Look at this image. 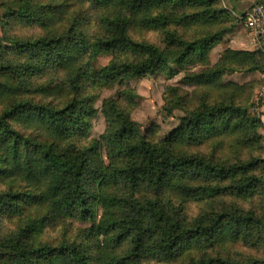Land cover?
Masks as SVG:
<instances>
[{"label":"trees","instance_id":"16d2710c","mask_svg":"<svg viewBox=\"0 0 264 264\" xmlns=\"http://www.w3.org/2000/svg\"><path fill=\"white\" fill-rule=\"evenodd\" d=\"M157 3L0 0V264H153L149 252L141 261L151 242L182 264H264V206L261 214L254 207L264 193L262 121L248 113L254 85L223 81L226 72L263 73L264 54L227 47L210 64L236 19L218 0ZM104 51L113 59L92 71ZM195 62L200 68L185 77L197 88L165 94L170 111H185L167 145L131 136L126 98L116 92L103 103L105 131L89 136L105 87L129 73L173 76ZM217 117L236 131L248 120L254 145L214 136ZM171 169L195 183L196 193L180 197L193 205L151 230L142 191ZM120 203L130 218L108 213Z\"/></svg>","mask_w":264,"mask_h":264},{"label":"rangeland","instance_id":"374dc122","mask_svg":"<svg viewBox=\"0 0 264 264\" xmlns=\"http://www.w3.org/2000/svg\"><path fill=\"white\" fill-rule=\"evenodd\" d=\"M191 1L192 0H158L157 10L170 9L176 5ZM247 1L254 0H218L220 6L236 19V24L232 32H229L218 39L207 55V60L210 64L217 62L224 49L227 47L236 49L244 47L246 50H253V45L250 44L249 37L243 26L242 11L240 10L241 4L246 3ZM0 11L2 10L0 9ZM1 32L0 26V34ZM152 34L153 31L149 33V35ZM112 59V52H100L92 58V71L101 69ZM199 68V64L195 62L186 65L184 70H180L173 76H167L161 73L149 76L129 73L125 75L122 84L117 83L114 87H105L95 104L97 108L99 106V110L98 115L92 121V128L89 132V136H96L99 138L105 131L107 126L106 116L102 109L103 103L106 98L116 92V96L122 95L126 98L127 104L124 109V117L126 121L129 122L127 126L131 130V136L136 140H147L167 145L173 136V129H175L180 123V117L185 114V111L176 107L170 111L166 107L165 94L167 92V94L179 96L180 94L175 88L187 91L189 94L192 93L197 88V84L191 83L185 76L187 72L197 71ZM223 81L225 83L232 81L239 84L253 83L254 87L248 113L254 116V118H257L258 121H262V127L256 129V133L261 135L260 148L262 149V158H264V107L262 109L260 108V106L263 105L260 99L262 85L260 74L257 72L244 73L243 71L226 72L223 76ZM117 90H121V92L119 93ZM230 94L231 91L227 96L230 97ZM216 95L219 96L220 93L218 92ZM206 123L207 118L205 117L203 119V124ZM211 128V133L214 136L225 138L237 145L253 146L256 141L254 131L248 120H245L243 126L236 131L227 126L224 117H217L213 120ZM195 188L196 185L193 181L175 175L173 169L170 170V174L165 181L158 183L155 187L144 188L142 192L143 195L151 199L150 207L153 210V220L155 221L152 224L151 230L158 228L168 218L178 221L184 213L189 211L193 205V201L181 199L180 197H184L190 193H196L197 190ZM263 194L264 193L262 192H258V195L255 198L254 207L256 214L262 213L264 201L261 197ZM230 198L235 200L241 211L248 215L250 214V206L247 204H241V197L234 198L231 195ZM250 200L251 199H248L247 202H250ZM107 207L110 215H114L118 218L122 216L130 218V209L122 206V203L109 205ZM98 210L99 212H103L102 207ZM76 224L78 226L87 225V223L81 222H76ZM107 242H104V238L102 237L99 243L101 245H106ZM107 245L116 247L113 243H108ZM141 250L144 252V258L141 260L143 262L148 261L146 258H149V254H147V252H149L153 256V264H165L166 261L167 264H182L181 260H177L176 258L172 260L170 259V256H167L165 253L157 255V245H154L152 242L141 248ZM106 251H108L111 256H116L107 248ZM120 264H126V262L122 261Z\"/></svg>","mask_w":264,"mask_h":264},{"label":"built area","instance_id":"2783aa9c","mask_svg":"<svg viewBox=\"0 0 264 264\" xmlns=\"http://www.w3.org/2000/svg\"><path fill=\"white\" fill-rule=\"evenodd\" d=\"M242 19L244 29L249 37V42L253 45V50L260 51L264 54V2L247 1L241 4ZM263 84L261 85L260 99L264 107V72L260 74Z\"/></svg>","mask_w":264,"mask_h":264},{"label":"crops","instance_id":"0c3cea01","mask_svg":"<svg viewBox=\"0 0 264 264\" xmlns=\"http://www.w3.org/2000/svg\"><path fill=\"white\" fill-rule=\"evenodd\" d=\"M243 26H244V23H243ZM239 49H244V47H240ZM262 84H263V80H262Z\"/></svg>","mask_w":264,"mask_h":264}]
</instances>
